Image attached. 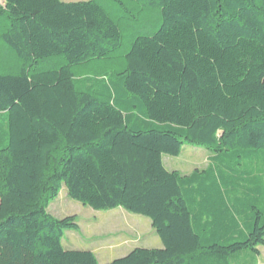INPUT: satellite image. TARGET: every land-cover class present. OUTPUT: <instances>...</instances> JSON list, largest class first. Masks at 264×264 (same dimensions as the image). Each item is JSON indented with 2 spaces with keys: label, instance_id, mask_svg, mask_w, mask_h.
<instances>
[{
  "label": "trees",
  "instance_id": "16d2710c",
  "mask_svg": "<svg viewBox=\"0 0 264 264\" xmlns=\"http://www.w3.org/2000/svg\"><path fill=\"white\" fill-rule=\"evenodd\" d=\"M112 1L127 21L159 13L123 55L95 0L0 3V264H99L62 245L79 229L75 215L47 211L62 186L94 210L150 220L161 248L105 264H257L264 0ZM115 61L99 75L73 72ZM185 143L209 151L205 168L164 166Z\"/></svg>",
  "mask_w": 264,
  "mask_h": 264
},
{
  "label": "rangeland",
  "instance_id": "374dc122",
  "mask_svg": "<svg viewBox=\"0 0 264 264\" xmlns=\"http://www.w3.org/2000/svg\"><path fill=\"white\" fill-rule=\"evenodd\" d=\"M82 1V0H63ZM118 25L122 43L118 50L122 55L127 52L132 39L142 34H152L159 26V13L157 9L149 8L148 16L136 21L124 19L118 6L112 0H95ZM2 3V0H0ZM145 14L142 13L141 16ZM2 18V17H1ZM0 18V33L5 23ZM120 63L122 60H117ZM117 62L97 64H81L73 68L75 76L99 75L117 68ZM209 151L203 147L185 143L178 156L163 155L164 166L168 170H179L189 173L194 168H205ZM47 211L55 218L75 215L78 230H66L62 237L63 246L74 250L91 248L99 264H105L115 258L127 254L134 248H161L162 244L151 227L150 220L145 216L127 212L121 207L111 210L97 211L67 196L62 186L58 196L50 202ZM68 243L70 246H68ZM257 264H264V248L261 247Z\"/></svg>",
  "mask_w": 264,
  "mask_h": 264
},
{
  "label": "crops",
  "instance_id": "0c3cea01",
  "mask_svg": "<svg viewBox=\"0 0 264 264\" xmlns=\"http://www.w3.org/2000/svg\"><path fill=\"white\" fill-rule=\"evenodd\" d=\"M62 245H63V243H62ZM68 246H70L69 243H68ZM63 247H64V246H63ZM64 248H65V247H64ZM262 248H264V247H262ZM65 249H68V250H74V249H72V248H70V247H67V246H66ZM82 250H90V248H88V249H82ZM90 251H92V252L95 254V250H94V249L91 248ZM260 252H261V247L259 248V255H260Z\"/></svg>",
  "mask_w": 264,
  "mask_h": 264
}]
</instances>
